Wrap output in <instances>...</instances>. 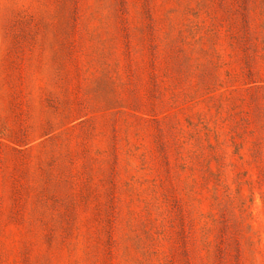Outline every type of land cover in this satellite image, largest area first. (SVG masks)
Returning <instances> with one entry per match:
<instances>
[{
  "label": "rangeland",
  "instance_id": "obj_1",
  "mask_svg": "<svg viewBox=\"0 0 264 264\" xmlns=\"http://www.w3.org/2000/svg\"><path fill=\"white\" fill-rule=\"evenodd\" d=\"M0 264H264V0H0Z\"/></svg>",
  "mask_w": 264,
  "mask_h": 264
}]
</instances>
